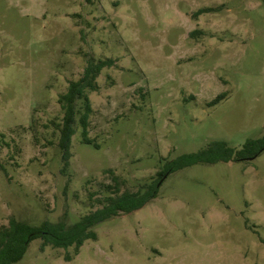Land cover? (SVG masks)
Returning a JSON list of instances; mask_svg holds the SVG:
<instances>
[{
	"label": "rangeland",
	"instance_id": "obj_1",
	"mask_svg": "<svg viewBox=\"0 0 264 264\" xmlns=\"http://www.w3.org/2000/svg\"><path fill=\"white\" fill-rule=\"evenodd\" d=\"M106 60L65 167L59 99ZM263 137L264 0H0V228L73 225L161 181L79 254L36 240L18 264H264V152L164 174Z\"/></svg>",
	"mask_w": 264,
	"mask_h": 264
},
{
	"label": "trees",
	"instance_id": "obj_2",
	"mask_svg": "<svg viewBox=\"0 0 264 264\" xmlns=\"http://www.w3.org/2000/svg\"><path fill=\"white\" fill-rule=\"evenodd\" d=\"M206 12V11H205ZM201 11L200 13H205ZM113 60L90 62L84 71L83 77L69 84L66 94L59 99L64 111L63 122L59 128V148L63 155L65 167L69 165L72 157V139L77 133L76 125L82 129L84 143L91 144L88 139L90 118L93 108L89 94L98 89L97 79L105 68L113 67ZM224 99L220 96L213 105ZM81 103L82 107L78 108ZM264 152V137L248 141L241 151L229 147L224 142H214L198 153L186 154L165 166V175L175 174L184 169L197 165L212 166L219 163L244 162L259 157ZM114 182L117 185L118 179ZM149 186L145 192H125L121 195L107 197L103 208L90 213L73 225L65 221L58 223L44 222L40 226L11 219L7 227L0 228V264H18L25 257L31 243L36 240L43 242L42 249L51 246L56 249L69 250L74 248L76 254L87 241H97L98 235L94 229L101 223L124 215H130L142 210L158 197L159 184Z\"/></svg>",
	"mask_w": 264,
	"mask_h": 264
},
{
	"label": "water",
	"instance_id": "obj_3",
	"mask_svg": "<svg viewBox=\"0 0 264 264\" xmlns=\"http://www.w3.org/2000/svg\"><path fill=\"white\" fill-rule=\"evenodd\" d=\"M256 158H254V159H251L250 161H253V160H255Z\"/></svg>",
	"mask_w": 264,
	"mask_h": 264
}]
</instances>
